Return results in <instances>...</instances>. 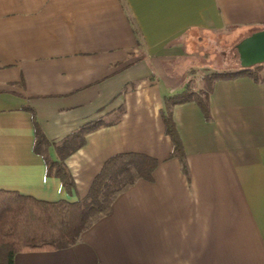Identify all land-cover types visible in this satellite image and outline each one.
<instances>
[{
    "label": "crops",
    "instance_id": "0c3cea01",
    "mask_svg": "<svg viewBox=\"0 0 264 264\" xmlns=\"http://www.w3.org/2000/svg\"><path fill=\"white\" fill-rule=\"evenodd\" d=\"M258 26L264 0H0V189L74 201L115 153L157 160L74 244L14 264H264V64L215 79L208 116L171 106L185 168L161 113L193 65L187 34ZM33 114L54 160L62 139L104 122L64 158L69 189L34 149Z\"/></svg>",
    "mask_w": 264,
    "mask_h": 264
},
{
    "label": "trees",
    "instance_id": "16d2710c",
    "mask_svg": "<svg viewBox=\"0 0 264 264\" xmlns=\"http://www.w3.org/2000/svg\"><path fill=\"white\" fill-rule=\"evenodd\" d=\"M239 32L242 37L252 30ZM218 32V31H216ZM236 48V47H235ZM233 56L237 55L234 49ZM232 54H229V58ZM231 60V59H230ZM238 60V59H237ZM231 62V61H230ZM239 62V61H238ZM264 63L242 68L232 64L225 69H215L204 76V87L193 89L190 78L180 89L164 96L161 109L165 132L172 141L171 155L179 157L185 168L183 148L171 117V106L175 103L194 100L205 116H208L207 95L215 79L249 74L258 78V68ZM228 66L230 67L229 69ZM224 68V67H223ZM35 125L34 149L44 155L48 174L60 177L65 188L73 185L72 176L64 158L84 142V134L100 124L102 120L85 123L56 144L59 159L54 160L46 153L49 140L46 138L33 114ZM157 160L145 153L119 152L109 156L94 176L88 191L74 201L59 199L44 200L17 190L0 189V264H14L15 254L21 251L58 250L74 244L80 233L99 216L110 210L113 198L132 184L137 178H151Z\"/></svg>",
    "mask_w": 264,
    "mask_h": 264
},
{
    "label": "rangeland",
    "instance_id": "374dc122",
    "mask_svg": "<svg viewBox=\"0 0 264 264\" xmlns=\"http://www.w3.org/2000/svg\"><path fill=\"white\" fill-rule=\"evenodd\" d=\"M239 35L240 33L230 29L227 32L195 30L185 36V55L193 63L187 67L190 69L188 78L193 89L199 87L205 89L206 73L215 69H225V66L230 64H232L231 67L239 66L237 55L235 58L233 56L235 45L242 38V35ZM229 54H232L230 58ZM229 68L228 66L227 69Z\"/></svg>",
    "mask_w": 264,
    "mask_h": 264
},
{
    "label": "water",
    "instance_id": "95a60500",
    "mask_svg": "<svg viewBox=\"0 0 264 264\" xmlns=\"http://www.w3.org/2000/svg\"><path fill=\"white\" fill-rule=\"evenodd\" d=\"M239 66L251 67L264 63V27L252 30L235 45Z\"/></svg>",
    "mask_w": 264,
    "mask_h": 264
}]
</instances>
